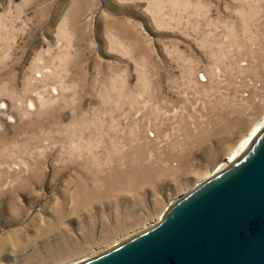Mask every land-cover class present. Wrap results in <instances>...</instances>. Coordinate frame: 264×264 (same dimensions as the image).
<instances>
[{
    "label": "rangeland",
    "instance_id": "obj_1",
    "mask_svg": "<svg viewBox=\"0 0 264 264\" xmlns=\"http://www.w3.org/2000/svg\"><path fill=\"white\" fill-rule=\"evenodd\" d=\"M263 116L264 0H0V264L156 222Z\"/></svg>",
    "mask_w": 264,
    "mask_h": 264
},
{
    "label": "water",
    "instance_id": "obj_2",
    "mask_svg": "<svg viewBox=\"0 0 264 264\" xmlns=\"http://www.w3.org/2000/svg\"><path fill=\"white\" fill-rule=\"evenodd\" d=\"M162 217L70 264H264V126Z\"/></svg>",
    "mask_w": 264,
    "mask_h": 264
},
{
    "label": "bare ground",
    "instance_id": "obj_3",
    "mask_svg": "<svg viewBox=\"0 0 264 264\" xmlns=\"http://www.w3.org/2000/svg\"><path fill=\"white\" fill-rule=\"evenodd\" d=\"M264 126V116L261 118L260 121H258L250 130V132L243 138V140L231 151V153L225 158L219 165L217 170H221L225 168L229 163L232 162L233 159H235L248 145V143L252 140V138L255 136V134ZM124 142V141H123ZM124 146V145H123ZM115 147V146H114ZM115 150V149H114ZM105 151V150H104ZM134 151V150H133ZM104 153V152H103ZM131 153V152H130ZM153 154V153H152ZM96 162V161H95ZM113 164V163H112ZM116 164V163H115ZM114 166V165H113ZM134 167V166H133ZM114 168V167H113ZM141 174V173H139ZM211 174L205 175L202 177V179L210 178ZM96 179V178H95ZM108 182V180H107ZM136 182V181H135ZM107 187V186H106Z\"/></svg>",
    "mask_w": 264,
    "mask_h": 264
}]
</instances>
